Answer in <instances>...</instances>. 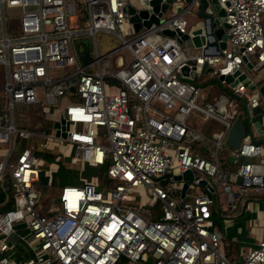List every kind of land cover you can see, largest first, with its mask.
Returning <instances> with one entry per match:
<instances>
[{"label":"built area","instance_id":"built-area-1","mask_svg":"<svg viewBox=\"0 0 264 264\" xmlns=\"http://www.w3.org/2000/svg\"><path fill=\"white\" fill-rule=\"evenodd\" d=\"M82 2L77 6L73 0H0V65L4 73L0 178L14 188L12 208L0 212V264H264V209L261 234L231 262L219 249L221 233L210 217L213 199L207 192L209 187L213 191L212 185L219 187L229 207L233 205L229 182L236 180L239 194L264 192L260 143L264 140V92L260 89L264 85V0H216L226 26L223 47L215 55L202 54L214 49L204 45L203 19L187 22L185 18L194 14L196 0L177 12L161 13L157 24L137 32L121 9L126 0ZM5 9L15 17L10 32L5 27ZM165 27L185 33L187 38L178 41L176 33L163 34L160 30ZM194 29L203 41L198 46L190 41ZM96 30L113 32L121 43L105 53L106 59L98 61L95 56L81 62L77 55L85 48L75 51L70 37L80 32L93 35ZM120 47L128 49L132 60L128 67L112 72L109 55ZM93 49L96 53L94 45ZM114 61L120 65L122 59L117 56ZM203 61L207 69L199 72ZM92 62L95 70H86ZM100 64L107 65L103 72ZM56 67L70 68L52 77L50 69ZM209 75L224 83L228 94L220 92L214 103L204 101L199 106L195 101L201 95L200 84ZM224 76L230 80L225 81ZM57 97L63 107L53 134L14 125L15 103L41 105L55 102ZM236 100L249 109L252 136L259 139L245 132L229 150L242 160L227 170L220 167L216 149L236 116ZM193 109L222 123L214 138L187 125ZM254 113H258L257 126L249 120ZM102 132L106 144L98 141ZM26 138L71 142L72 163L96 166L106 160L104 176L110 184L93 181L94 176L80 184H62L54 197L57 211L42 212L35 188V149ZM202 138L214 145L210 157L193 149ZM201 148L205 150L206 144ZM185 170L190 171L188 179L171 178ZM194 185L207 191L186 195L185 190ZM138 188L148 191V206L158 203L155 218L132 198ZM16 219L23 224L13 228L11 222ZM22 229L32 236L31 243L19 233ZM11 232L31 254L24 258L6 254L13 246L8 238Z\"/></svg>","mask_w":264,"mask_h":264},{"label":"rangeland","instance_id":"rangeland-1","mask_svg":"<svg viewBox=\"0 0 264 264\" xmlns=\"http://www.w3.org/2000/svg\"><path fill=\"white\" fill-rule=\"evenodd\" d=\"M83 0H73V5L81 6ZM126 2L131 3L135 7L139 6V3L137 0H126ZM169 7L165 9V14L169 12ZM82 14L84 12L82 11ZM164 14V15H165ZM5 15V27L8 32L14 27L15 17L13 12H11L9 9L4 10ZM187 22H195L199 21L200 18L196 16L193 13H190L185 16ZM16 24V23H15ZM122 37L127 38L128 36L121 33ZM71 45L73 49L76 51L77 48L84 47L87 50L89 61H92L95 56L98 57V61L102 59H106L107 56L105 53L107 51H110L114 48H117L121 40L120 38L115 35L113 32L109 31H103V30H96L94 31L93 35H90L86 32H80L71 35L70 37ZM93 45L95 46V52L93 49ZM120 56L122 59V62L120 65L115 64V57ZM111 70L114 72L118 68H124L129 66V62L132 60V55L129 53L128 49L126 47H120L116 49L115 51L111 52L109 55ZM70 67H56L50 69V75L56 76L57 74H62L64 70L69 69ZM95 62H92L87 67H85L88 71L95 70ZM107 68V65L100 64V70L103 72L104 69ZM201 76H194V79H201ZM4 81V73H3V67L0 65V87L1 84ZM227 93V87L224 83L220 82L217 77L214 75H209L203 82L201 86V95L196 98V104L202 105L204 101L214 103L215 97L220 93ZM0 94L2 95V89L0 88ZM60 98H56L55 102H48L43 101L41 102V105L38 103H15L12 108V116H13V123L15 126L25 127L33 129L37 132H43L44 134H53L54 128H53V121L58 117V114L62 112L63 103L60 101ZM236 114H240V118L242 121V124L244 126V129L246 132L249 131V121H248V112L247 107L243 101H238ZM257 108H253L252 110L255 112ZM235 114V115H236ZM186 123L191 128L198 130L199 132L203 133L205 136L214 138V133H217L222 128V123L218 121L214 117L207 116L206 118L203 117V114L198 111L197 109H193L186 118ZM99 130L103 131L102 127H99ZM100 131V132H101ZM264 137V136H263ZM13 139L19 140V138H16L13 136ZM26 142H30L32 146L34 147L35 151H41L45 147L57 152L60 155H69L72 152L73 145L69 141H62L58 142L57 140L51 139V138H26L24 139ZM98 141L102 144H106V140L104 139V133L102 132L99 136ZM39 142H44V147L39 145ZM200 145L199 147H203V144H206L208 151L211 152L214 148V145L206 140L205 138L200 139L197 141ZM261 143V149L262 152H264V140H260ZM230 146L225 145L224 141L221 142V145L219 148L216 149V156L218 159H220V162H225L226 169L227 170H233L239 161H241V158L234 157V155L229 151ZM233 148V147H231ZM14 153L8 157V161H11V157H13ZM36 156V155H35ZM77 168L79 169V173L83 170V162L80 161L77 164ZM94 172V171H93ZM194 175H197V171H193ZM91 179L93 181H100L101 178L96 177V175H93ZM207 177V176H206ZM208 181L211 183L210 178ZM7 187H4V179L0 178V193L2 194V199L0 201V212L5 211L7 209L12 208V196L14 188L10 181L7 182ZM76 184H80V182H75ZM82 183V182H81ZM107 184H110V182H106ZM156 184L161 185L159 182H155ZM175 183V182H174ZM36 189L38 191V197L37 201L39 202V208L42 212L51 211L56 212L58 209V206L56 204V201L54 197L56 196V191L60 184H56L53 186H44V185H38L36 183ZM213 186V191H207L208 194H210L211 198L213 199V205H214V214L210 215L211 219L215 224H218L219 230L221 232V226L224 223H229L230 219H226L225 217V211H222V206L224 202V195L221 192V189L217 186ZM200 185H194L192 189H186L185 193L186 195H189V193H196L200 192ZM176 193V190L173 191V194ZM132 198L134 200H138V205L147 207L150 212L153 214L152 218H155V213L159 212L158 203H155V205L148 206L147 200L149 199L150 195L148 191L141 190V188L135 189L134 192L131 193ZM246 200H252L253 203H256L257 200H260L258 202L264 203V192H254L252 190H249L248 193L245 195ZM54 199V200H53ZM247 204V203H246ZM260 207V206H259ZM257 206V210H259ZM232 215L236 216L238 214H235V212L232 211ZM243 216L244 218H242ZM241 216H238V219L242 220L243 226L249 230V237L254 238V243L256 242V239L259 237L262 231L261 227V212H256L255 217H253V214L244 212L241 214ZM251 218H247L250 217ZM237 217V216H236ZM23 224L22 219H16L11 222V226L13 228L21 227ZM21 235L24 236V240L28 243H31L33 241V238L31 235H27L26 231L22 229L19 232ZM18 233V234H19ZM8 238L10 239L11 243L14 245L18 241V235L15 233H10L8 235ZM234 239H231V243L228 246V240H224L223 237L220 238L219 241V249L222 253L226 255V257L233 262L234 260H237L240 258L242 253L247 250L250 246H247L244 243L239 242H233ZM253 243V244H254ZM252 244V245H253ZM251 245V246H252Z\"/></svg>","mask_w":264,"mask_h":264},{"label":"water","instance_id":"water-1","mask_svg":"<svg viewBox=\"0 0 264 264\" xmlns=\"http://www.w3.org/2000/svg\"><path fill=\"white\" fill-rule=\"evenodd\" d=\"M139 3L138 7H135L129 2H126L122 5L121 9L124 14H127V21L131 23L132 30L137 32L140 28H147L150 24H157L159 22L158 17L161 13L165 12V9L169 7L170 11L177 12L183 6L187 5L190 0H163L159 3V0H137ZM197 7L194 11V14L204 22V45H212L214 47L211 53L202 52L203 55L207 54H217L218 48L223 47L224 33L223 28L226 26L225 22L222 20L223 9L218 5L216 0H196ZM183 4V5H182ZM166 16V15H165ZM167 18V17H166ZM163 34L172 35L176 33L179 37L178 41L182 39H186L187 35L185 33H180L176 29L162 28L160 30ZM198 32V29H194L192 31L193 35L190 37V41L194 46H198L202 43V37L195 35ZM78 59L81 62H85L88 59V53L86 49L82 50V53H78ZM249 66L248 63H246ZM207 65L205 61H203L200 65L199 72H204ZM219 77V76H218ZM225 81H229V76H224ZM71 89V86L69 87ZM261 91L264 92V85L260 87ZM247 112L249 113V109L247 108ZM257 115L258 113H254L249 120L253 121V124L257 126ZM58 121H62V117L59 116ZM57 125V121H53V126ZM245 129L242 124L240 114H236L235 118L231 122V125L226 133L224 143L230 147H236L240 141V139L244 136ZM190 175L189 170H185L178 174H173L171 178L179 179V177L183 179H188ZM201 182H204L201 180ZM185 181L182 182L179 194H182L185 188ZM211 189V187H210Z\"/></svg>","mask_w":264,"mask_h":264},{"label":"crops","instance_id":"crops-1","mask_svg":"<svg viewBox=\"0 0 264 264\" xmlns=\"http://www.w3.org/2000/svg\"><path fill=\"white\" fill-rule=\"evenodd\" d=\"M246 132V131H245ZM248 134H250L252 136V130L251 127H249V131L246 132ZM255 136V137H253ZM253 138H257L259 139V137H257L255 134L253 135ZM194 150H196V152L198 154H200L201 156H205V157H210V152L208 151V148L206 146V149H202L201 147H199L200 145L194 144ZM229 150H231L232 148H228ZM218 159V158H217ZM218 162L220 163V167L221 168H227L225 162H220V159H218ZM236 183V180H234ZM231 184V190L233 192V205L231 207H229L227 205V203L224 202L223 206H222V211H225V217L226 219H230L229 223H224L221 226V237H223L224 240H228V246L231 243V239H234L235 242H239V243H244L247 246H251L254 243V238L253 237H249V230H247L242 223V218H244L243 216H241V214H243L244 212H247L250 214H253V217H255L256 212H261V216L263 213V209H264V203L258 202L260 200H257L256 203H253L252 200H246V194L248 192H246L245 194H239L237 192V187L235 185V183L229 182ZM8 183L7 180H4V187H7ZM201 191H207L205 190V188L203 186H200ZM209 191H211L210 187L208 188ZM212 192V191H211ZM255 192V191H254ZM263 192V191H261ZM210 195V194H209ZM247 203V204H246ZM257 206L258 208H260L259 210H257ZM260 206V207H259ZM232 211L235 212V214H238L236 216L232 215ZM213 213H214V205H213ZM241 216V219H238V216ZM247 217V218H251ZM214 223V222H213ZM215 224V223H214ZM217 227L219 226L218 224H215ZM219 229V227H218ZM220 231V230H219ZM17 242L13 246L12 248L8 249L6 254L13 257V258H24L27 257L30 253L27 245L20 240L19 238H17ZM233 241V242H234Z\"/></svg>","mask_w":264,"mask_h":264},{"label":"trees","instance_id":"trees-1","mask_svg":"<svg viewBox=\"0 0 264 264\" xmlns=\"http://www.w3.org/2000/svg\"><path fill=\"white\" fill-rule=\"evenodd\" d=\"M202 85V84H200ZM36 155V169L38 185L53 186L56 184H76L75 182L89 181L93 175L101 178V181L106 182L104 170L107 162L104 160L101 164L96 166L87 165L83 162V170L79 173L77 163L69 161V155H60L57 152L45 147L41 151H35ZM94 171V172H93ZM36 188V184H35ZM2 194L0 193V201ZM214 214L213 211L211 215ZM213 221V220H212Z\"/></svg>","mask_w":264,"mask_h":264}]
</instances>
